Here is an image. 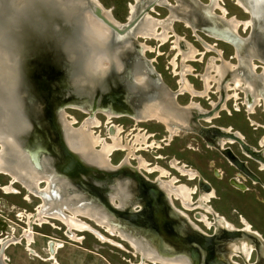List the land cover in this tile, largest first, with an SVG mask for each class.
Returning a JSON list of instances; mask_svg holds the SVG:
<instances>
[{"label":"rangeland","instance_id":"rangeland-1","mask_svg":"<svg viewBox=\"0 0 264 264\" xmlns=\"http://www.w3.org/2000/svg\"><path fill=\"white\" fill-rule=\"evenodd\" d=\"M97 1L103 6L104 9L109 10L112 17L120 23H125L126 16L128 15V4L133 2V0ZM168 1L173 3L172 0ZM198 1L203 5L209 4V0ZM217 3L219 6L226 9V16L228 18L234 16L243 23L249 21V15L245 13L244 9H242L240 5V7L237 6L233 0H218ZM213 13L218 15L220 11L218 8H215L213 9ZM149 14L154 18H163L166 15V11L160 7H154V11L149 12ZM261 24L264 28V23L262 22ZM173 29L180 37L184 39V41L189 42L197 50V54L194 56L193 60L185 62L189 64L192 69V71L187 74L186 77L193 84L195 89H201L202 87L200 74H202L204 71L207 59L210 56H216L213 52H204L203 56L201 57L199 52L201 53L204 51L202 42L214 45L215 48L221 50L224 59L230 61L231 63H235V59L232 58L234 49L230 44L220 40H214L213 38L206 36L205 33L201 31L197 32L198 36L196 37L192 34L189 28L184 27L183 24L179 22L173 23ZM250 29L251 26L247 28H244L243 26V30L242 27H238L236 36L237 40L240 41V39L247 38L250 33ZM173 39L174 38L171 37L169 40H166L160 45L155 39H147L144 41L143 39L136 37L137 45L139 43L145 42L150 46V50L140 52V56L144 61L148 62L153 74L155 76H160L164 84L171 90H175L177 88L176 81L178 79V75H174L173 67L171 65V59L174 57L176 52L175 49L171 48V40ZM174 60L177 63L175 71H178L180 69V56H176V59ZM216 62L218 63V61ZM255 63L263 65L258 62ZM128 70L129 68L126 66L124 74H127ZM260 70V67L256 68V72L260 73ZM49 72L50 70L45 72L44 75L48 76ZM122 77L123 76H119L113 79L114 85L109 94L99 103L94 102L93 105L90 107L88 106V111L82 109V107H80L78 104L61 105L62 110L64 111V116L67 118V120H69V122L72 121V127L75 129L81 127L85 122H93L97 119V121H99V125H92L93 127H90V131H92L95 136H100L107 143H110L107 139L109 134L110 138L112 131H116V128L113 126L118 127V133L123 142L126 140L128 131L136 126L140 127L141 131L145 130L147 133H154L153 137H151L154 138V140H158V138L163 137L165 134L164 128L159 122L155 120L135 122L125 115L109 118L108 114L103 112L105 110L112 109V111L114 110L120 114L123 112L122 108H126L128 106L125 99L126 91L122 86ZM214 87L210 88L212 91V93H209L210 99H206V97L201 99L194 97L193 99L199 101L201 106L205 108L208 101L217 100L218 93L214 92ZM238 96L239 99L236 101H241L243 94L239 92ZM188 99L189 96L186 94L179 95L176 98L180 104H185ZM49 102L50 101L48 99V106H46L43 118L46 121H50L51 118H53V109L51 105H49L51 104ZM226 106L229 109L230 114H228L227 111H221L219 112V117L212 119L211 123L219 125L230 124L232 126H240L246 141L254 146L255 140L259 139L261 136H264L263 106H256L253 112L250 114H247L246 111H244L245 107H242L240 104V110L238 112H233L231 107L235 106L232 99H229L226 102ZM249 119H251L253 122H251ZM251 123L253 125L252 128L250 126ZM134 124L137 125L134 126ZM137 132L138 131H132L128 135V138L131 135L137 134ZM190 136H192V134L181 131L177 133L176 137H173L172 141H170L167 146H163V143H160L159 146L161 148L149 147L146 148V151L140 150L136 154L141 155L151 165H159L163 167L166 166L164 161L155 158L158 154H162L167 156H175L189 166L199 169L202 175L216 190L217 198H213L209 202L212 208L224 216L228 221L232 222L235 226H238L239 223L237 221V216L235 213H233V210H236L238 213L244 216L247 221L251 223L252 227L256 229L264 238V173L262 171L255 170L257 164L251 160H248L246 165L258 176V183L250 184L249 182L244 181L247 190H237L235 186L231 183H228L227 180L229 176L236 177V170L229 166L225 159L217 151L206 149L203 146L200 138L195 136V140L189 142L188 138ZM32 138L35 142L34 144L36 146H41V148L44 144L54 145L52 144L53 137H50L49 132L47 133L45 131L34 130ZM186 144H190L192 148L197 149L199 152H193L186 149ZM231 148L235 151L233 147ZM256 148L258 147L256 146ZM40 154H45V152L42 151V153H39L36 157L37 159ZM260 155L264 158V150L260 152ZM124 156L125 151L116 150L110 155V161L113 165H118ZM240 158L242 157L240 156ZM130 163L133 166L137 165L135 160H130ZM123 169L130 171V169L127 167ZM215 170L217 171L216 173ZM141 173L142 176H144V178L148 179L149 181L154 180L156 174L155 172L147 174L144 171H141ZM44 177L45 179L38 184L39 189H36L38 191V193H36L32 191L28 192L25 186L19 181H15V183L12 181L11 185L10 177L7 174L0 173V244H2V246L6 245L2 250L5 256V263L146 264V261L144 260V262L142 261L140 263V257L137 251L133 249L127 240L123 239L119 235V227L124 226L125 228L127 223L119 217H115L114 219L113 225L117 230H115L113 233V230L111 231L103 225L100 226L93 219L84 215H78L76 218L89 226L90 229L85 231H78L74 229L69 230L68 227L64 225V223L59 219H53L52 217H47L44 214L39 216L41 209L40 207L45 205L43 199L45 195L43 197L40 196L39 193L42 195L46 194L43 192L48 184L46 179H48V181L50 180L49 191L52 194H46V197L50 199V202L58 201L66 197V195H61V192L57 191L58 184L56 183L58 180L55 179L56 176H53L49 173ZM180 181L188 185L192 184L183 178H180ZM82 186L86 191V194H88L90 200H98L97 198H102L100 189L94 188L87 183H85V185L83 183ZM6 187H10L11 189L9 191L5 190ZM65 192L71 202H74L77 205H91L90 202H85L83 196L79 195L81 193L77 192L76 190L74 191V189L67 188ZM173 204L175 208H180L176 201H173ZM47 206L48 205H46V207ZM62 212L63 215L66 214L65 216L71 215L70 210L68 209H63ZM186 213L188 218L183 217V219H181L182 222L186 224L194 222L201 233L204 232V234L207 235L212 233V229H207L201 223L195 221V211L191 210ZM39 217H42V222L37 220ZM134 227L136 226L134 225ZM142 230L146 231L145 229ZM71 235H74L77 240H79L77 241L75 239H71ZM51 242L53 243L51 245H53L54 252L50 255L51 251L49 250V245ZM231 259L238 264H243L239 257H232Z\"/></svg>","mask_w":264,"mask_h":264},{"label":"flooded vegetation","instance_id":"flooded-vegetation-1","mask_svg":"<svg viewBox=\"0 0 264 264\" xmlns=\"http://www.w3.org/2000/svg\"><path fill=\"white\" fill-rule=\"evenodd\" d=\"M172 1L173 3L169 2L168 0H133L132 3L128 4L127 14L129 16L127 15L126 19L132 18L145 5L149 3L152 4L154 3L153 8L151 4L150 9L147 11L148 14L143 20L142 24L135 30L134 36H137L140 39H143L144 41L147 39H154L155 37L153 36L152 33L149 32V29L152 28V25H155L156 36H157L155 40H157L160 45L163 44L166 40H169V38L173 37L174 39L171 40L172 41L171 48L175 49L176 52L174 55L175 58L173 57L171 59V65L173 67L174 75H178V79L176 81L177 88L175 90H171L168 86L164 84L160 76H155L153 74L150 65L148 64L147 61H144L143 58L141 60L142 64L140 65L137 64L136 66H134L135 68L133 69V72L131 74V79L134 85L132 86V88L139 87L141 89V97L143 99L140 102L136 110V113L132 114L134 109L130 110L129 108H133L134 106L131 103L132 101H127V100L126 102L128 104V107L122 108L123 111L122 113L119 114L114 110L112 111V109H108L103 112L108 114L110 118L125 115L131 118L135 122L155 120L163 126L165 134L163 135V137L158 138V140H154V138H151L153 137L154 133H147L145 130L141 131L140 127H137L136 126L137 124H134V126L136 127H133L128 131L126 135V140L125 142H123L126 145V148L123 150L125 151V156L120 161V163H122V161L125 160L126 157H128V159L126 162L123 163V165L119 163L118 165H114V167H117L119 165H122L121 166L122 168L127 167L128 169H130L129 175L134 174V176H136L137 174L142 175L141 171H144L147 174L155 172L156 173L155 178L154 180H150L151 183L152 184L154 183L156 185V188H158L164 196L169 197L174 209L178 211L179 215L188 218L186 212L191 210L195 211L194 217L196 222L201 223L207 229H212V233L214 231L215 233L218 232L223 234L222 237L226 239L222 242L221 244L222 247L220 249L224 251L223 252L224 254L219 253L218 258L221 259L222 261H225L226 264H238L231 259L232 257H239L243 264H264V238L256 229L252 227L251 223L248 222L247 219L244 216H242L240 213H238L236 210H233V213H235L237 216V221L239 223L238 226H235L232 222L228 221L224 216H222L212 208L209 202L211 199L217 198L216 190L210 184V182L202 175L199 169L189 166L188 164L184 163L175 156H167L162 154H158L155 158L164 161L166 166L163 167L159 165H151L141 155L136 154L140 150L146 151L147 150L146 148L149 147L161 148L159 146L160 143H163V146H167L170 143V141H172L173 137L177 136V133L183 131L188 134H192V136L188 138L189 142L194 141L195 136L200 138L203 146L206 149L217 151L225 159L226 163L236 170L235 173L236 177L229 176L227 180L228 183L234 185L237 190L240 191L247 190L244 181H247L250 184L258 183L259 180L258 176L252 170H250L246 165L248 160H251L255 164H257L255 170L262 171L264 173V158L260 155V152L264 150V136H261L259 139H256L253 146L251 143L246 141L245 136L242 133V128L240 126H232L230 124L219 125V124L211 123L212 119L219 117V112L221 111H227L228 114H230L229 109L226 106V102L229 99H232L234 101L235 107H231V110L233 112H238L240 110L239 104L242 107L243 106L245 107L244 111H246L247 114L252 113L256 106H261V105L263 106V111H264V59L261 60L256 53H255L256 56L252 57L251 54L248 52L249 50L247 49L246 51L245 49L246 45H244L243 42L244 39H240V41L237 40L236 37L237 28L242 27L243 30L242 23H240L239 25L238 22H242V21H240L238 18L234 16L228 18L226 16L227 13L226 9L219 6V4L217 3L218 0H209L208 2L209 4L207 5L200 4L198 0H172ZM233 1L237 6H239L238 0H233ZM154 7H160L164 9L166 11L165 17L154 18L153 16H151L149 12L154 11ZM215 8L218 9L220 8L219 9L220 13L218 15H215L213 13V9ZM176 22L182 23L184 27L189 28L192 34L196 37L198 36L197 32L201 31L205 33L206 36L213 38L214 40H220L230 44L234 49L232 58L235 59V63H231L230 61L224 59L221 50L215 48L214 45L207 44L206 42H202L204 51L201 53L199 52L200 56L202 57L204 52H213L215 53L216 56H210L207 59L205 63L204 71L202 74H200L202 87L201 89H195L193 84L186 77V75L189 74L192 71V69L191 66L185 62L191 61L190 59L188 60L186 57L188 53L196 52L197 54V50L189 42L184 41V39L174 31L173 23ZM141 31L142 32L145 31L143 35L140 34L142 33ZM136 47H138L140 52L150 50V46L147 45L145 42L139 43ZM178 55L180 56V61H179L180 69L178 71H175L177 67V63L175 62L174 59H176V56ZM118 61L119 58L115 57L114 60L111 62L115 63L116 66L118 64L119 69H121V65H119V63H116ZM216 61H218V63ZM254 61L261 63L263 65L256 64ZM212 67L214 69H217L218 67L222 68L224 72L223 75L222 76L216 75L215 71L211 70ZM257 67L261 68L260 73L256 72ZM134 73L136 74L133 75ZM148 73H150L151 78L156 81L155 82L157 83L156 87L149 86L148 83L149 77L147 76ZM208 75L214 76L215 80L218 81H214L211 79L208 81V83H206L205 80L208 79L207 77ZM212 87L215 88L214 92L218 93L217 100L208 101L207 106L204 108L203 106H201L199 101H196L193 98L195 97L201 99L203 97H206V99H210L209 93H212V91L210 90V88ZM239 92L243 94V98L241 101H236L237 99H239L238 96ZM184 94L189 96L188 101L185 102V104L178 103V101L176 100L177 96ZM83 105L84 106H80V107L88 111V106L90 107V104L83 103ZM152 107L155 110L156 109L159 110V113L162 112L160 113L161 115L166 114L167 115L166 121L169 122V124H167V122H164L162 119L159 118L152 117L150 119L149 117H147L146 112L148 109H151ZM173 114L174 116H172ZM249 120L253 122L251 119ZM173 122H175V124ZM250 126L252 128L253 126L252 123L250 124ZM113 127L118 128L116 126ZM132 131H138V132L137 134L131 135L128 138V135ZM109 136L107 137V139L109 140V142H111ZM140 136L142 138H140ZM256 146L262 150L256 148ZM231 147H233L235 151ZM131 148L133 150L132 154L129 153ZM185 148L193 152L195 151L199 152L197 149L192 148L190 144L188 145L186 144ZM56 149L58 150L56 153L57 155L54 156L60 157L61 155H58L59 152L61 153V150H59V146H57ZM42 156L43 154H40V156L38 157L39 158L38 162L40 161ZM240 156L242 158H240ZM139 159L140 161H144L146 163V168L138 167ZM130 160H135V163L137 165L136 166L131 165ZM109 162L111 161L109 160ZM109 165L113 167L112 163H109ZM216 172L217 171L215 170V173ZM8 176L10 177L11 180L10 184L12 185L11 183L12 177L10 175ZM180 178H183L187 182H191L192 184L188 185L186 183H183L180 181ZM13 182L15 183V181ZM117 185L119 187V183ZM126 185L127 183H123L124 190L122 192L125 193L123 194L122 199L125 200L129 196V191L127 190V193L125 191ZM181 188H183L184 190H188L189 192L188 200L187 198L182 197L183 192ZM77 192L81 193V191L79 190H77ZM111 197H115V195ZM115 198L117 199V197ZM113 201H115V203L117 202L115 199H113ZM173 201H176L179 204L180 208H175ZM125 206L126 204H124V207ZM63 209L66 208L57 206L53 211L60 212ZM108 225L110 228H112L113 233L115 232V230H117L113 225V223H111V225L110 224ZM189 228L192 231H194V235H196V238H193L192 240L195 241L198 245L200 244L203 247L211 245L210 242L208 243L206 242L205 245V240H203V238L200 236V235H204V232L200 234V230H198L197 225L194 222L190 223ZM187 230L185 233L188 232ZM230 231L234 233L236 237H233ZM119 235L123 239L127 240L129 244L130 241L135 242L137 245H139L140 250L150 251L151 254L155 257L164 258L167 260L178 259V260H182V262L184 263L192 264L191 262H189L188 257L182 254L169 253V256L167 254L166 255L159 254L153 247H151L147 243V241L144 240L142 241L141 239L142 237L139 236L135 237V235H132L122 230H120ZM205 236H209V235L206 234ZM0 245L1 248H4L2 244ZM49 248L51 249V246H49ZM206 250L207 247L205 248V251ZM137 253L139 254L140 257V263L144 259H146V257H144L140 251ZM213 253H216L215 250ZM51 254L53 253L50 252V255ZM2 255L4 256V253H2ZM219 259H210L207 257V259L203 260V264L204 262H208V261L211 263H215L216 260ZM144 261H146V264L158 263V262L153 263L148 259ZM5 264L8 263L6 262Z\"/></svg>","mask_w":264,"mask_h":264},{"label":"water","instance_id":"water-1","mask_svg":"<svg viewBox=\"0 0 264 264\" xmlns=\"http://www.w3.org/2000/svg\"><path fill=\"white\" fill-rule=\"evenodd\" d=\"M71 1H73L72 6L76 12H87L110 29L109 42L112 45L123 47L120 54L122 68L111 70L101 81V85L92 91H83L76 87L77 76L80 72L79 61L77 58L71 60L68 55L71 50L75 52L74 48L78 44L80 12L76 15L67 14L55 0H29L28 4L21 8V11H14V16L9 20H0V29L5 30V33L8 34L11 44L18 54L19 85L17 91L22 101L24 114L32 128L31 133L25 139V148L33 156L34 161L42 151L51 157L57 155L56 147L61 146V143L56 142L59 130L56 115L62 110L63 105L79 104L84 106L83 103H88L91 106L94 102L99 103L111 91L114 85L113 79L119 76H123L122 86L126 91L125 99L132 101L134 106L129 108L130 110L134 109L132 114L136 113L143 100L141 89L139 87L132 88L134 85L131 74L134 66L142 64V57L140 50L136 47L137 36L130 33V30L135 27L143 13L150 9L152 3L142 7L136 15L126 19L122 24L114 23L115 19L108 16L110 13L106 12L94 0ZM259 2L264 5V0H259ZM15 3H17L16 0ZM257 16V18L253 16L255 18L252 22L254 25L243 42L245 43L251 38L256 40V45L263 53L264 33L259 30V27L263 29L261 23H264V8ZM126 42L130 45L125 44ZM126 66L129 70L127 74H124ZM48 70H50L48 76L44 75ZM147 76L149 77V86L156 87L157 83L151 78V74L148 73ZM48 99L51 103L49 105L53 109V118L50 121L43 119ZM34 130L49 132L50 137H53L52 144L54 145L44 144L42 148L36 146L32 138ZM61 154L56 161L57 176L62 174L64 182L67 180L71 184V189L81 191L85 202L102 205V209L111 223L114 222L115 217L126 221L125 228L123 226L119 229L135 235V237L144 238L143 240L147 241L159 254L169 256V253H178L188 257L192 264H203V260L207 257L219 259L218 254L224 252L220 249L222 242L226 239L222 237V233L213 231L209 236L200 235L205 240V245L206 242H210V246L203 247L193 241L192 239L196 238V235L189 228L190 224L181 221L183 217L174 209L169 197L164 196L154 183L144 179L141 174L129 175L130 171H126L120 166L114 167V165L104 170L83 163L70 152ZM60 158L64 164L57 163ZM83 183L100 189L102 198L90 200L82 186ZM117 183H127L126 189L129 190V196L123 203L126 204L125 207L116 206L108 201V194L116 191ZM186 230L187 233H185ZM230 233L236 237L231 231ZM200 234L202 233L200 232ZM214 250L216 253H213ZM0 264H4L2 256H0ZM204 264H226V262L219 259L215 263L208 261Z\"/></svg>","mask_w":264,"mask_h":264},{"label":"bare ground","instance_id":"bare-ground-1","mask_svg":"<svg viewBox=\"0 0 264 264\" xmlns=\"http://www.w3.org/2000/svg\"><path fill=\"white\" fill-rule=\"evenodd\" d=\"M16 1H17V3H15V6H16V8L14 10L15 12L21 11V8L24 5H27L29 2V0H16ZM94 1L96 3H98L99 5H101L97 0H94ZM55 2L56 3L59 2V5H61L60 6L61 9H63L67 14H75L76 15V13L77 14H79V12L81 13V14H79L80 25H79V32L77 34L78 44L74 48L75 52H73L71 50L68 55H69V58L71 60H74L77 58V61H79L80 72L77 76V81H76L77 86L76 87L79 88L80 90H83V91H92L96 87H99L101 85V81L106 78L107 74L111 70H113V69L120 70L118 64L116 66L115 63L111 62L114 60L115 57L119 58V61L116 63H119V65H121V68H122V61L120 58V56H121L120 54H121L123 47L112 45L109 42V40H110V29L108 27L103 25L101 22L96 20L94 17H92L87 12H84V11L83 12H81V11L76 12L75 8H73V6H72L73 1H71V0H64V1L55 0ZM238 4L243 7L245 13H247L250 17L249 21L246 23L242 22V25L244 26V28H247L249 26L253 27V25H254V23H252L253 19H255L254 17H256L259 12H261V9L264 8V5L261 4L259 2V0H238ZM153 6H154V3L152 4V8H153ZM101 7L103 8L102 5H101ZM106 12H109V11L106 10ZM147 14H148V12L143 13L141 19L138 21V23L135 25V27L130 30V33L134 34L135 30L142 24L143 20L147 16ZM12 16H14V13L12 14ZM108 16H111V14H108ZM114 23H120V22L116 21ZM240 23L241 22H238L239 25H240ZM122 24H124V23H122ZM238 24H237V26H238ZM142 30H145V29H142ZM259 30L260 31L262 30L264 33V28L262 29V27H260ZM144 32H142L140 34L143 35ZM149 32L152 33L155 38L157 37L155 25H152V28L149 29ZM147 34H149V33H147ZM125 44L130 45V43H128V42H126ZM244 45H246L245 49H246V51H247V49L249 50L248 52L251 54L252 57H255L256 56L255 53H256L261 60L264 59V52L261 53L260 48L256 45V40H252V38H251L249 41L245 42ZM117 54H118V56H117ZM195 54H196V52H190V53H188V55L186 57L188 60L189 59L192 60L194 58ZM17 56H18V54L14 50V46L11 44V41L8 37V34L5 33V35L3 37V41L0 42V146H1L0 173L10 175L12 177V181H20L25 186V188L28 190V192L32 191V192H36V193H38L37 190L39 189L38 184L45 179L44 176L46 174L50 173L53 176H56L55 179L58 180V182L56 183V184H58L57 191H60L61 195H66V197L62 198L61 200H58V201L50 202L49 201L50 199L48 197H46V194H49V195L52 194L49 191L50 180L48 181V179H46L48 184H47V187L43 190V192H45L46 194L42 195L39 193L40 196L44 197V195H45V197L43 198L45 205L40 207L41 208L40 213L38 212L39 216L44 214L47 217H52L53 219L54 218L59 219L64 223V225H66L68 227L69 230L74 229V230H78V231H85V230L90 229L89 226L76 218V216H78V215H84V216H87V217L93 219L100 226L103 225V226H106L109 230H112V228H110L108 225V224L111 225V222L108 221L109 220L108 216L103 211L104 209H102V205L92 204V203H90L91 205H88V204L77 205L74 202H71L69 200V198L67 197V194H65L66 193L65 191L67 188H71L70 187L71 184L67 180H65V182H64V180H63L64 176L62 174H59V176H57L58 171L56 169V161L58 160L57 158H59V157H55L54 155L51 157L50 155L43 154L40 161L37 162L39 158L34 161L32 155H30L29 152L26 150L25 139L31 133L32 128L30 126L28 119L26 118V116L24 114L22 101H21V98L19 97V94L17 91V87L19 85V79H18V75H17L18 74ZM183 59H185V58H183ZM211 66H212V64H211ZM184 70H186V69H184ZM211 70H214L216 75H219V76H222L224 73L222 68H220V67H218L217 69H214L212 67ZM135 74L136 73H134L133 75H135ZM207 77H208V79H206V80L204 79L206 83H208V81L211 79L214 81H218V80H215L214 76L208 75ZM182 86H183V83H182ZM248 89H249V87H248ZM160 113H162V112H160ZM160 113H159V110H157V109L155 110L152 107L151 109L147 110L146 116L149 117L150 119L152 117L153 118H159V119H162L164 122H167L166 121L167 115L166 114L161 115ZM56 116H57V121H58V126H59V130L57 132L58 137H56V142L61 143V146H59V150H61V153L70 152L71 154H73V156L75 158H77L78 160H81L83 163H86V164L93 166V167H96V168L106 170V169L111 168V166L109 165V163H111V162H109V160H110V155L113 153V151L124 150L126 148V145L123 143L122 139L119 137V133H118L117 128H116V131L114 130L111 133V137H110L111 142L107 143L100 136H95L94 133L92 131H90V127L92 125L98 126L99 121L95 120L93 122H85L81 127H79L78 129H75L72 127V123H71L72 121L69 122V120H67V118L64 116L63 110H60L59 112H57ZM172 116H174V114ZM173 123L175 124V122H173ZM167 124H169V122H167ZM176 124H177V122H176ZM182 124H183V122H182ZM140 135H142V134H140ZM140 138H142V137L140 136ZM97 148H100V149H97ZM61 153L59 152L58 155H62ZM129 153L130 154L133 153L132 148L130 149ZM127 156H129V155H127ZM61 159L62 158H60V160L57 163L64 164ZM127 159H128V157H126L125 160H123L122 163H120V164L123 165V163L126 162ZM31 160H32V162H31ZM138 161H139L138 167L146 168V163L144 161H140V159ZM122 165H119V166L121 167ZM145 171H147V170H145ZM153 171H155V170H153ZM55 187H56V185H55ZM10 189H11L10 187L5 188V190H8V191ZM163 189H165V188H163ZM181 189L183 192L182 197L187 198V200H188V197H189L188 190H184L183 188H181ZM75 190L76 189H74V191ZM123 190H124L123 184L119 183V187L117 185L115 192H109L108 201L110 203H114V205H116V206H124L123 203H124L125 199H122V197H123V194L125 192H122ZM127 190L128 189L125 190L126 193H127ZM171 192H172V190H171ZM80 195L82 196V194H80ZM113 195H115V197H117V199L115 197H111ZM126 197H127V194H126ZM113 199H115L117 201V204L115 203V201H113ZM48 204H49V206L46 207V205H48ZM57 206H61L62 208H66V209L70 210L71 215L65 216V215H63L62 211H60V212L53 211L55 209V207H57ZM77 206H79V207H77ZM184 206H186V205H184ZM37 220L42 222V217H39V219H37ZM71 239L77 240V238L74 235H71ZM142 241H143V239H142ZM51 244H53V243L51 242L49 245V246H51L50 251H51V253H53L54 248H53V245H51ZM130 245L133 247V249L135 251H137V252L140 251L143 254V256L146 257V259L150 260L153 263L158 262L160 264H187V263L182 262V260H178V259H176V260L168 259L167 260L164 258L155 257L151 254L150 251L140 250L139 245H137L135 242L130 241ZM3 247H5V245H3ZM1 249L3 250V248H1ZM2 250L0 251V256H2V259L4 261V256L2 255V253H3ZM146 259H144V260H146ZM4 264H5V262H4Z\"/></svg>","mask_w":264,"mask_h":264},{"label":"clouds","instance_id":"clouds-1","mask_svg":"<svg viewBox=\"0 0 264 264\" xmlns=\"http://www.w3.org/2000/svg\"><path fill=\"white\" fill-rule=\"evenodd\" d=\"M15 9V0H0V20L7 21L11 18ZM5 30L0 29V42L3 41Z\"/></svg>","mask_w":264,"mask_h":264}]
</instances>
